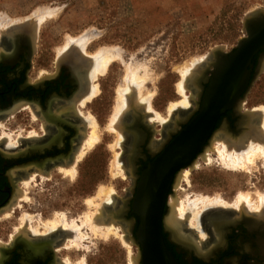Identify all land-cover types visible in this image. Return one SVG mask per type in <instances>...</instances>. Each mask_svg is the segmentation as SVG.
Wrapping results in <instances>:
<instances>
[{
  "label": "rangeland",
  "instance_id": "374dc122",
  "mask_svg": "<svg viewBox=\"0 0 264 264\" xmlns=\"http://www.w3.org/2000/svg\"><path fill=\"white\" fill-rule=\"evenodd\" d=\"M121 1L0 0V45L3 34L9 31L12 24L24 21L25 17L32 18L35 56L31 77L34 80L53 72L67 52L71 53L72 50L77 52L76 46L65 49L68 39L79 40L85 36L89 38L85 52L79 51L83 58L94 55L101 47H117L121 51V58L113 61L104 74L98 75L93 80L89 79V86L91 83L90 87L97 86L98 92L91 99L83 103V100L78 102V112L84 122L82 120V140L72 161L76 167L75 175L73 177L66 175L61 168L67 165L61 164L48 173L36 170L18 182L16 195L10 207L0 214V243L9 241L21 229L30 228L32 231L35 230L36 234L41 232L51 234L62 230L64 238L59 243L58 255L64 264H77L82 258L85 259V264H138L133 261L130 254L137 257L140 247L131 240L129 248L115 235H110L108 238L94 237L91 236L89 228L83 227L82 231L88 234V238L83 241L81 247H75L70 242L72 237L65 232L67 229L56 228L55 231H50L44 225L46 222L60 218L62 214L66 216L68 222L75 220L79 223L86 213L96 208L89 206L88 200L94 199L96 205L101 202V199L96 198L100 188H110L114 191L117 206H121L122 200L127 198L130 202L134 193L135 179L129 172L130 165L126 159L129 134L120 131L116 124H112L118 119L117 117H120L117 116L116 119L114 117L119 101L117 95L126 84L128 67L141 66L139 75H146V80L138 89L140 95L151 94V111L146 112L143 108L142 111L146 113L144 120L146 119L154 129L151 138H158L162 135V130L172 123V118L177 115V111L171 113L170 106L184 98L178 90V84L183 80L182 70L199 62L200 59L209 57L216 48L221 47L223 52H231L238 42L247 36L244 23L246 17L258 10H264V0H186L184 4L164 6L168 9L160 6L162 11L159 12L152 3L145 0H134V4L128 3L127 0L125 4H121ZM165 1L172 3L176 0ZM48 9H56L55 14L49 17L44 15L47 18L40 19L38 14ZM37 17L39 23H35ZM259 61L258 71L238 112L247 116L250 112L255 113L253 118H255L256 130L257 127L258 130L261 127L264 132L260 113L261 107L264 106V58H260ZM185 88H187L184 89L185 95L190 99L193 98L192 101L190 100L189 109L185 111L188 112L197 108L195 102L199 100V88L194 89L187 86V83ZM133 93L136 95L135 91ZM135 102L133 104H136ZM154 112L161 119H154ZM185 112L178 113L185 114ZM28 113L31 117L26 116L30 119L27 122L25 110L16 116L12 115L8 119L0 120V142L5 144L3 149L12 150L21 144L26 135L34 133L36 135L32 136H37L41 133L44 127L41 118L34 111ZM149 115L153 117L150 118ZM91 118L97 123L98 142L87 149L79 161H76L91 133L92 126L89 121L86 122ZM163 120L166 122L163 123ZM230 133L225 123L216 128L194 164L177 174L173 189L167 198L165 218L171 213V203L175 201L174 217L182 221L180 227L189 235L191 243H198L205 251L218 247L214 244L211 235L212 226H209L205 220L210 212L224 211L234 217L242 212L257 214L259 216L257 218L264 219V201L261 205L258 196L264 195V158L257 157L255 163L249 165L250 168L248 166L245 169L233 170L230 167L228 169L219 157V149L226 145L231 152L239 151L235 145L230 146L228 135L231 139L235 138ZM121 134L124 136L122 140ZM253 135L251 133L241 141L247 143L253 139ZM117 153L126 169L122 166L117 167L115 163ZM120 169H123L122 173H119ZM239 193L250 195V205L236 206ZM199 197L221 198L226 205L214 203L207 207L201 204L194 206V201ZM177 204L184 205L186 211L184 216H186L185 218L183 216V219L178 216L180 211ZM23 217L26 220L22 219ZM124 217L125 225L115 222L117 219L109 221L116 223L114 225L122 235L126 234L125 229H127L131 238L138 228L139 219L129 211ZM35 228H38V231ZM166 232L173 243L182 242L176 240L168 229Z\"/></svg>",
  "mask_w": 264,
  "mask_h": 264
},
{
  "label": "flooded vegetation",
  "instance_id": "af4514ba",
  "mask_svg": "<svg viewBox=\"0 0 264 264\" xmlns=\"http://www.w3.org/2000/svg\"><path fill=\"white\" fill-rule=\"evenodd\" d=\"M33 46L32 32L28 28L9 29L3 34L0 45V120L16 116L25 110L27 122L30 119L26 116L31 117L28 112L34 111L44 126L40 134L26 135L21 144L12 150L3 149L5 144L0 142V214L10 207L16 195L18 182L36 170L48 173L58 165H70L82 140L83 125L77 107L79 100L89 89L85 65H81L80 60L72 53H68L62 56L53 72L34 80L31 77L35 56ZM263 53L264 50L259 51L252 59L250 82L260 66L259 60ZM207 84L208 82H203V88ZM190 110L191 113L179 117H177L179 114L175 115L172 123L162 130V135L153 139L151 135L154 129L146 119L144 120L146 113L137 114L140 118L136 122L134 116L132 117V123L138 126L136 129L138 132L128 133L126 159L135 184L149 164L179 136L181 130L199 112L197 108ZM245 117L247 115L239 114L235 109H229L220 115L204 148L219 125L225 123L227 130L234 135L239 133L242 127L247 126ZM227 138L234 142L229 135ZM204 148L199 151L196 158ZM179 172L174 175L168 195ZM136 189L134 186L133 196L128 202L130 214ZM166 207L167 202L164 214ZM257 217H259L257 214L245 213L234 217L230 213L219 211L207 214L206 223L212 226L211 235L214 244L218 246L207 252L205 250L196 252L193 244L186 246L182 242L173 243L166 230L165 242L178 264H264V219ZM63 238L62 230L51 234L48 232L36 234L30 228L21 229L9 241L0 243V264H64L58 255L59 243Z\"/></svg>",
  "mask_w": 264,
  "mask_h": 264
},
{
  "label": "water",
  "instance_id": "95a60500",
  "mask_svg": "<svg viewBox=\"0 0 264 264\" xmlns=\"http://www.w3.org/2000/svg\"><path fill=\"white\" fill-rule=\"evenodd\" d=\"M244 23L247 36L231 52H223L221 47L214 49L209 60L188 81L190 87L199 88L200 99L195 102L198 114L149 164L135 184L137 189L131 213L139 217V225L133 237L130 238L129 231L126 232L140 247L138 264H178L164 237V230H169L164 214L169 187L177 172L194 163L196 155L204 148L213 132L219 116L229 109L238 110L250 87L252 59L255 54L264 50V10L249 14ZM262 57L264 58V53ZM203 82H208L205 88ZM133 113L144 115L141 108L132 104V111H128L124 119L125 132L131 131L129 129L132 127ZM188 113L191 110L185 112ZM128 202V198L122 200L121 206L108 207L105 212L114 213L113 219H117L115 222L125 225L124 216L130 210Z\"/></svg>",
  "mask_w": 264,
  "mask_h": 264
},
{
  "label": "bare ground",
  "instance_id": "6f19581e",
  "mask_svg": "<svg viewBox=\"0 0 264 264\" xmlns=\"http://www.w3.org/2000/svg\"><path fill=\"white\" fill-rule=\"evenodd\" d=\"M55 11H56V9H48V10L43 11L42 14H40V19H42L44 17V15H46L47 17L54 15ZM38 18L39 17H37V21L39 23L40 20ZM87 41H89V38L86 37V36L82 37V38H79V40L73 39V38L72 39H68L67 46L65 47V49L69 48V46L70 47H75V46L77 47V52H76V50H74V51L72 50L70 52L72 53V55L75 56L76 59L80 60L81 65H83V66L85 65V67L87 69V77H88V79L93 80L98 75L104 74L107 71L109 65L113 61L119 60L121 58V51L117 47H101V48H99L96 51V53L94 55L90 56L89 58H87V57L83 58L82 54L79 51H83L82 53L85 52V46H86ZM68 53L69 52H67V54ZM80 54H81V56H80ZM66 55H64V56H66ZM209 57H206L205 59H200L199 62H196L195 64H193L191 66H187V67H185L182 70L183 80L178 84V88H179L178 90L183 95L184 98L180 102H177L175 104L173 103L170 106L169 109H170L171 113L173 111L174 112L177 111L176 114H178V112L185 111V110H187L190 107V103H191L190 100L192 101V99L188 98L189 96L187 97L185 95L184 89L187 90V88H185V83H187V86H189L188 85V81L190 79H192L193 76L198 71V69H200L201 66L203 64H205L206 61L209 60ZM140 67L141 66H135L134 68L133 67H128L127 68L126 71L128 73L126 75V84L125 85L123 84L124 85L123 89L119 90L118 95H117L119 101H118V106L116 107V113H115L114 117H115V119H116L117 116H120V117H117L118 119H116L115 123H112V124L113 125L116 124V127L122 132H125V130H124V122H125V120L124 119L126 118V113L128 111L129 112L132 111V104L135 101H136L135 102L136 104H134V106L136 108H141V109L143 108L146 112L151 111V107H150L151 94L140 95V91L138 89V88H140L143 85V82L146 80V75L145 74L139 75ZM184 79H185V83L183 82ZM91 85H92V83H91ZM90 86H89L88 91L86 90V92H85L87 94L84 95V97L81 100H79V101L83 100L82 103L85 102L86 100L91 99V97L94 96L98 92V87L97 86H93V87H90ZM133 91L136 92V95H134L135 93L132 94ZM178 109H180L181 111L178 110ZM260 110H261L260 113L262 114V119H263V124H264V106L261 107ZM256 113H258V112H256ZM133 114H135L134 115L135 122L138 121V118H140V116L137 115L138 113H133ZM150 114L152 115V113H150ZM254 114L255 113L250 112V114L248 115L249 117L247 116V117L244 118L246 120V125L247 126L242 127V129L240 130L239 133L234 134L235 138L232 137L234 142H232V140L227 139V140H229L231 142V144H230L227 141L230 144V146L235 145V147H237L239 149V151L234 150V151L231 152L230 151L231 149L230 150L227 149L226 145H224L221 149H219V157L221 158L223 163L226 166H228V169H230V168H232L233 170L237 169V168L238 169L239 168L240 169H245L249 165L252 166V164L255 163L254 161H255V159L257 157H263L264 158V142H262V140H264V132L262 131L261 127H259V130H258V127H257V130H256L255 118H253ZM124 116H125V118H124ZM153 116H150V118L153 117L154 119L155 118L161 119L159 117V115H155V112L153 113ZM257 117L260 118V116H257ZM117 120H118V122L116 123ZM88 121H89V124L92 126L91 127L92 128L91 129V133L88 135V137L86 139L84 148L81 149V151L79 152L77 158L75 159L76 161H79L83 157V155L86 152V150L92 148L94 146V144L96 142H98L97 123L95 122L94 118H91V119L87 120L86 122L88 123ZM83 122H84V120H83ZM164 122H166V121L163 120V123ZM112 124H111V126H113ZM135 125H137V124L135 123ZM131 126L132 127L129 130H131L132 133H137L138 130L136 131V129H137L138 126L136 127V126H134V124L131 125ZM260 126H262V125H260ZM116 127H114V129L117 130ZM251 133L254 134L253 135V139L251 141H249L247 143L245 141H240V140L246 138ZM31 134L32 135H36L34 133H31ZM117 136H118V132H117ZM123 137L124 136L121 134V140L123 139ZM118 143L120 144V142H118ZM115 145H117V144L115 143ZM112 148H113V146H112ZM119 157H120V155L117 153V155H116L117 162H115L117 164V167L119 168V167L122 166L123 168L126 169V167L124 166L122 161L119 160ZM72 160H74V159H72ZM114 161H113V164H114ZM73 163L74 162H72V165H67V167L61 168L62 171L66 175H70L72 177L75 175V168H76V167H74L75 164H73ZM113 164H112V168H113ZM249 168H250V166H249ZM122 170L123 169H120L119 173H122L121 172ZM258 196L260 198L261 205H262L263 201H264V195L263 194H259ZM96 198L101 199V202L96 205L94 199L88 200L87 204L89 206H93V207H96V208H95L94 211L86 213L79 223L76 222L75 220H72V221L68 222L67 219H66V216L64 214H62L60 216V218L54 219V220H52L50 222H46L44 226L47 229H49L50 231H55L56 228H61V229H64V230L67 229V231H65V232H67V234H69L70 237H72V238H70L71 239L70 242L75 247H81L83 245V241H85L88 238V234L86 232L82 231V228L86 227V228H89L91 236H94V237L95 236H99V237L108 238L110 235H115L116 237H119L120 240H123V242H125L128 245V247L130 248L131 247V245H130L131 242H129V241L131 239H129V237L127 235V232H126L127 229H125V232H126L125 235H122L121 233H119V231L117 229L118 227H116L114 225L116 223H112L113 221L110 222L108 220V218H112L113 219L115 214L114 213H111V214L109 213L108 214V213L105 212L106 208H108V207L109 208L110 207H116L117 206V197L115 196L114 191L112 189H110V188L109 189L100 188L98 193H97ZM120 200H122V199H120ZM174 203H175V201H174ZM174 203H171V213L165 219L167 227L172 232V235H173V237H175L176 240H178V241L181 240L182 243L185 244L186 246H191V244H193L195 250H197L196 252H198V251L199 252H203L204 251V250H202L203 248L200 245H198V243L197 244L194 243V242L191 243L192 242L191 239L188 238L189 235L185 234V232H183L182 228L180 227V224H182L181 223L182 221H179L176 217H174ZM214 203H218V204L219 203H222V204L225 203V205H226V202L223 199H221V198L211 199L209 197H199L198 199H196L194 201L193 205L197 206L198 204H201V205H204L203 207H207V206L213 205ZM235 204L238 207H240V206H242L244 204L250 205V195L248 193H239L237 198H236ZM177 205L176 206L178 207V209L180 211V213H178L179 214L178 216H180L182 218L184 216V214H185L184 212H186L185 208H184V205L182 204L183 207L180 204H177ZM236 206H233V207L236 208ZM199 214H200V212H199ZM185 216H184V218H185ZM22 219L26 220L25 217H23ZM28 223H29V221H28ZM34 231L35 230H33V232ZM181 237H183V238L185 237V238L183 239ZM186 238H188L189 240L186 239ZM206 252H207V250H206ZM130 255H131V257H132L134 262L138 261L139 255L137 257L133 256L132 254H130ZM77 264H85V259L82 258Z\"/></svg>",
  "mask_w": 264,
  "mask_h": 264
},
{
  "label": "crops",
  "instance_id": "0c3cea01",
  "mask_svg": "<svg viewBox=\"0 0 264 264\" xmlns=\"http://www.w3.org/2000/svg\"><path fill=\"white\" fill-rule=\"evenodd\" d=\"M128 1V3H133L134 4V0H127ZM125 2V0H122L121 1V4H125L124 3ZM145 2H149V3H152L153 5H154V7H155V9H156V11L157 12H159V11H162V9H161V7L160 6H168L167 4H175V5H177V4H184V3H186L187 1L186 0H176V1H174V2H166L165 0H145ZM157 6H158V9H157ZM164 9H168V8H165L164 7ZM169 10H170V8H169ZM41 14V13H40ZM40 14H38V16L40 15ZM26 19H24V21H21V22H16V23H14V24H12V28H28V29H30L31 31H33V29H32V23H33V21H32V18H28V17H25ZM45 18H47V17H43L42 19H45ZM35 23H38V21L37 20H35ZM20 25V26H19ZM19 26V27H18ZM11 29V28H10Z\"/></svg>",
  "mask_w": 264,
  "mask_h": 264
}]
</instances>
